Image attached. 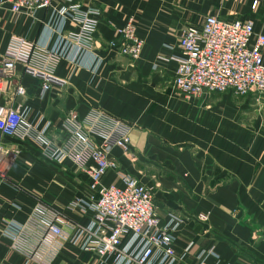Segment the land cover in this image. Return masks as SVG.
<instances>
[{"label": "crops", "instance_id": "crops-1", "mask_svg": "<svg viewBox=\"0 0 264 264\" xmlns=\"http://www.w3.org/2000/svg\"><path fill=\"white\" fill-rule=\"evenodd\" d=\"M78 2L81 11L90 6L99 10L93 46L61 57L54 74L67 84L52 85L43 96L40 82L19 72L15 81L27 89L23 102L28 120L51 122L48 136L57 144L66 138L62 122L68 112L83 119L101 109L128 123V150L113 148L111 156L118 169L151 189L162 223L170 213L182 219L173 246L184 257L175 264H264V94L192 97L173 85L184 27H200L205 15L214 14L226 21H251L259 32L264 30V0ZM63 5L67 3L54 1L48 8L18 14L0 6V57L12 35L42 45L79 30L67 13L59 14ZM129 19L143 40L136 61L110 46L116 29ZM4 86L8 96L0 102L9 101L14 88L10 81ZM0 143L5 149L0 162V264H93L75 241V232L68 239L48 235L37 242L42 224L54 212L69 233L72 225L89 220V212L71 206L90 193L83 170L71 160H48L28 138L0 133ZM103 181L118 184L112 170ZM9 224L24 229L12 237L6 233ZM209 248L213 253L199 259Z\"/></svg>", "mask_w": 264, "mask_h": 264}, {"label": "built area", "instance_id": "built-area-1", "mask_svg": "<svg viewBox=\"0 0 264 264\" xmlns=\"http://www.w3.org/2000/svg\"><path fill=\"white\" fill-rule=\"evenodd\" d=\"M54 1L67 3L59 8V14L67 13L79 24V30L61 39L66 48H60L61 41L39 45L23 36H10L0 57V98L8 96L5 81L13 83L14 88L9 101L0 102V133L33 140L48 160L77 164L88 177L90 193L85 199H75L71 206L89 212L90 218L82 225H72L73 232L69 233L54 212V217L42 224L43 236L37 242H45L48 235L68 239L75 232V241L94 259L93 264H175L184 257L177 256L173 246L174 231L182 219L170 213L162 223L151 189L118 169L111 156L113 148L128 150L131 125L101 109H93L83 119L76 112H68L62 122L66 138L57 144L48 136L51 122L35 124L28 120V107L23 102L27 89L15 81L19 72L40 82L38 93L42 96L52 85L65 86L67 81L54 74L56 63L66 53L93 46L99 10L90 6L81 11L78 0H0V6H7L13 14L48 8ZM115 33L117 37L110 46L130 60H138L143 40L135 33L133 20ZM178 49L173 85L181 92L192 97L223 92L239 96L264 94V30L255 32L251 21H226L207 14L200 27L186 26L181 30ZM15 98L19 101L11 103ZM4 152L0 143V162ZM111 170L118 184L104 183L103 178ZM3 177L0 169V180ZM23 229L9 224L6 233L14 237ZM209 254L212 253L202 251L198 257L203 260Z\"/></svg>", "mask_w": 264, "mask_h": 264}, {"label": "rangeland", "instance_id": "rangeland-1", "mask_svg": "<svg viewBox=\"0 0 264 264\" xmlns=\"http://www.w3.org/2000/svg\"><path fill=\"white\" fill-rule=\"evenodd\" d=\"M206 252H211V253H213V248H209V249H207ZM198 255H199V254H198ZM198 255H197V256H198ZM209 255H210V254H209Z\"/></svg>", "mask_w": 264, "mask_h": 264}]
</instances>
